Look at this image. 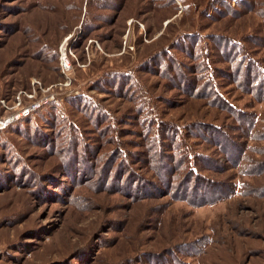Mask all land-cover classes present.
I'll return each instance as SVG.
<instances>
[{
	"label": "rangeland",
	"instance_id": "1",
	"mask_svg": "<svg viewBox=\"0 0 264 264\" xmlns=\"http://www.w3.org/2000/svg\"><path fill=\"white\" fill-rule=\"evenodd\" d=\"M237 47L264 67V0H0V122L33 109L0 129V264H264V100Z\"/></svg>",
	"mask_w": 264,
	"mask_h": 264
},
{
	"label": "trees",
	"instance_id": "2",
	"mask_svg": "<svg viewBox=\"0 0 264 264\" xmlns=\"http://www.w3.org/2000/svg\"><path fill=\"white\" fill-rule=\"evenodd\" d=\"M224 42H226V41H224ZM237 52H238V55L234 54L233 55V59H235L238 56L241 57V58L243 57L244 59H243L242 63H246V64H245V67H242L240 65L239 67L236 68V70H237L236 71V73H237L236 76H238L240 73L244 74L243 81L245 82V86H246L245 90L251 92L252 94H255V98L257 100H264V67L261 66L259 64V62H256L253 59H251L247 55V53L245 51L241 52V49L239 47H237ZM214 96H217V95H214ZM80 99L81 100L79 101V104H81V106H83V108L85 110H90L89 114H93V119H94L95 123H98L97 122L98 120H103V119L105 120L107 118V115H106L105 111L103 110V108L101 107V105H99L96 102H94L93 99H91L90 97L85 96V95L80 96ZM220 100L223 101V99H220ZM223 102H221V104H223ZM224 105H225V107H224ZM224 105H222V106L225 109H227V110L232 109V107L228 103H225ZM243 120L245 121L244 118H243ZM252 122L253 121H251L250 119H247L246 124L250 126ZM168 127H170V128H168V129L167 128H161L160 130H158L155 133H152V134L149 133L151 135L153 141L156 144H159L160 147H162V146L165 147L166 145H168V144H165V143L162 144V143L159 142V140L162 139V138L170 140L171 143H172V146H174L173 144H175V142L178 145L180 144L179 142H181V140L179 141L178 139H176V136L178 135V132L174 131V129L171 126H168ZM75 131L76 130L74 129V132ZM165 131H166V133H165ZM72 134H73V132H72ZM221 135L223 136V134H221ZM72 136H74V135H72ZM69 139H70V137H68V140ZM223 139L226 142L228 141V139L226 137H223ZM66 146L67 147L64 149V154H67L68 152H71L70 144L68 143ZM175 147H176V145H175ZM181 154L186 156V152H182ZM237 158L235 159L236 161L240 159V158L239 159H237ZM164 166L161 169H164ZM193 175L196 176L197 174H193ZM196 185H198V183ZM185 186L182 187V188H179V190L177 191L178 194L180 196L186 197L185 199L187 201L192 202L191 204H195V205L198 204L199 202H203V203L215 202V201L219 200L220 198H222L224 195L230 194L231 191H232L231 189H229V190L223 192L224 187L221 186V187H217L216 189H214V190H216L215 193H214L215 194L214 197L213 196H211V197L203 196V194L206 193L205 192V193H202L198 197V198H202V199H200V201H190V199H188V196H190V195H187L188 194V189ZM206 190H207V186H206ZM199 204H201V203H199Z\"/></svg>",
	"mask_w": 264,
	"mask_h": 264
},
{
	"label": "built area",
	"instance_id": "3",
	"mask_svg": "<svg viewBox=\"0 0 264 264\" xmlns=\"http://www.w3.org/2000/svg\"><path fill=\"white\" fill-rule=\"evenodd\" d=\"M59 64H60V68L63 71V73H65L67 70L70 69L71 64H70V57L68 56V54L66 52H61L60 53V57H59ZM66 77H68L67 73L65 74ZM69 78V77H68ZM34 108V107H33ZM21 112H19L17 115H15L14 117L10 118V119H5L3 121L0 122V129L2 127H5L9 122H11L12 120H19L21 118H23L24 116H27L29 113H31L33 111L32 108L30 107H23L22 109H20ZM2 123V124H1Z\"/></svg>",
	"mask_w": 264,
	"mask_h": 264
},
{
	"label": "bare ground",
	"instance_id": "4",
	"mask_svg": "<svg viewBox=\"0 0 264 264\" xmlns=\"http://www.w3.org/2000/svg\"><path fill=\"white\" fill-rule=\"evenodd\" d=\"M68 38V37H67ZM69 39V38H68ZM77 96V95H76ZM76 96H74V97H76ZM81 96V95H80ZM74 97L72 98V99H74ZM78 97V96H77ZM76 97V98H77ZM70 100V99H69ZM55 104V103H54ZM59 106V105H58ZM55 107V106H54ZM40 110V109H39ZM24 118V117H23ZM27 118V117H26ZM20 120V119H19ZM17 121V120H16ZM2 124V123H1Z\"/></svg>",
	"mask_w": 264,
	"mask_h": 264
}]
</instances>
